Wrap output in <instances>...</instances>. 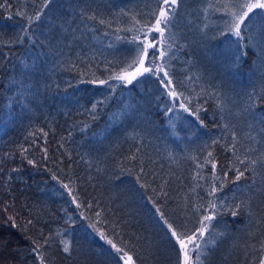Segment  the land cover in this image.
<instances>
[{"label": "trees", "instance_id": "obj_1", "mask_svg": "<svg viewBox=\"0 0 264 264\" xmlns=\"http://www.w3.org/2000/svg\"><path fill=\"white\" fill-rule=\"evenodd\" d=\"M225 2L182 0L170 28L171 49L155 60L166 63L178 91L192 100L190 108L199 106L197 119L182 109L165 115L172 100L148 73L130 85L110 79L134 59L137 45L130 41L152 22L160 0H52L23 42L27 20L15 13L33 15L44 0H0V264H34L32 241L43 244L47 237L51 247L42 251L48 264H122L101 232L135 264H182L183 253L156 207L179 231L199 227L207 213L197 208L213 199L207 194L211 164H204L209 152L216 174L228 175L216 193L221 215L205 234L202 264H259L264 166L233 183L235 172L228 169L235 158L223 146L235 132L238 154L264 157L256 131L261 125L253 119L264 113V64L254 54L264 42V21L249 24L252 47L234 63L235 37L220 34L230 20ZM19 81L29 85L24 96ZM97 101L103 103L93 112ZM249 147L255 150L246 152ZM240 201L233 217L229 205ZM61 239L70 242V255Z\"/></svg>", "mask_w": 264, "mask_h": 264}, {"label": "snow or ice", "instance_id": "obj_2", "mask_svg": "<svg viewBox=\"0 0 264 264\" xmlns=\"http://www.w3.org/2000/svg\"><path fill=\"white\" fill-rule=\"evenodd\" d=\"M52 0H44V3L40 9V11L36 12L33 15H27L26 13L17 11L15 14L22 16L27 20V26L22 29V35L20 37V42H23L24 37L28 34L31 26L34 23L40 21L41 16L44 14V9L48 7ZM182 0H160V6L151 13V23L142 24L136 31L139 35H134L132 37L131 43L137 45L135 52L136 55L132 62L128 64L127 68L120 74L115 75L114 77H110V79H116L121 82H126L127 84H131L133 80L137 79L138 76H143L145 73L150 74L151 76L156 77L159 82V85L163 88L164 93L172 100V106L167 108L165 111V115H168L173 112H177L179 109H182L183 112L189 113V115H195L197 119H199V106L193 110L190 108L192 100L185 96L182 91H178L177 86L174 85L173 80L170 78L168 71H166V63L155 64V60L157 58V54L161 61L164 60V57L167 55L168 51L171 49V32L170 28L174 21L176 8ZM256 9L261 10L260 12H255ZM222 11L225 16L230 17V20L226 21L225 29L220 33L221 35L231 34V36L235 37V40L232 42L236 46V51L232 54V61L238 62L241 57L247 58L248 50L252 47L251 41L252 37L247 36L246 33L249 27V24L252 23L255 19H259L264 21V0H226V2L222 5ZM252 14V15H250ZM81 16H84V13L81 12ZM11 18V15L9 16ZM88 19H95L94 16L87 17ZM133 19H135L133 17ZM101 23H105V21L101 20ZM139 23V21H137ZM243 26V27H242ZM205 27H207L205 25ZM75 31V29H72ZM128 31H133V29H128ZM203 31V29H202ZM168 32L169 35L166 36L165 33ZM152 33H158L159 37L153 36ZM117 39H121L117 36ZM224 43H229L225 41ZM152 49L151 53L149 50ZM58 51V50H57ZM255 55H259L261 63L264 64V42L259 47L258 52H254ZM39 59V57H37ZM190 79V78H189ZM90 83H95L96 81H89ZM99 84L103 85L107 83L105 80H99ZM19 87V92L21 96H24L28 93L29 85L25 84L23 81L16 82ZM19 99V97H17ZM103 101H97L92 104V111L95 112L98 104H102ZM95 119V117H93ZM254 120H257L261 127L256 130L257 135L260 136L261 140H264V113L253 116ZM203 124V121H201ZM47 136V133L44 134ZM248 138L255 141L256 136L252 135L250 131L248 133ZM217 143V141H213V144ZM239 143V138L235 132H232V143L230 145H224L226 151H229L234 156L235 160L231 162V166L228 171L235 172V180L233 183L240 181L241 177L245 176V173L251 171L253 175H255V170L257 164H261L264 166V157L260 159H253L248 155L241 156L238 154L237 144ZM255 149L249 147L246 149V152L254 151ZM23 151H27L24 149ZM45 156H47V152L45 150ZM208 157L204 161V164H211V169L213 175L211 177L212 183L207 189V194L210 197H213L207 205H200L197 208L199 212L200 208H204L207 214L202 215L199 220V227L195 230H192L190 233H186L184 231H179L172 223H170L165 214L156 207V213L159 214V219L162 222V225L166 227L168 233L172 238H175V242L179 245L181 252L183 253L182 264H202L201 258L208 255V245L209 241L205 239V234L209 232L210 228L215 225L212 224V221L216 219L217 216L221 215V207L216 203V193L218 191H222L225 183V178L228 175V172H225L223 177L219 174H216L217 164L215 162V158L212 156V153H208ZM130 159L135 160L136 157L133 155ZM29 164H32L33 161L31 159L28 160ZM245 165L243 168L237 166ZM198 167H202V165H198ZM15 171V169H13ZM140 172L144 173V168L141 166ZM197 177L203 179V176L198 172ZM197 177H193L196 179ZM55 179V177H53ZM139 175L137 179L139 180ZM219 181V184L216 182ZM166 183V182H165ZM199 186V185H197ZM63 187L69 190V195L72 196V202L76 203L77 208L81 207L79 203H77L78 197L72 195V190L69 189L67 184H64ZM140 187H145L144 184H141ZM163 187V186H162ZM251 187L250 185L248 186ZM195 190V189H193ZM237 190H242L241 186L238 185ZM163 195H167L166 192ZM244 201H240L234 205H229L232 208L231 215L233 217H237L239 215V210L241 206L244 204ZM91 206V205H89ZM155 207V205H154ZM8 209L5 208L4 211ZM82 215V214H81ZM97 216L100 215L99 212L96 213ZM8 221L11 223L12 227H19L15 222L14 216H8ZM27 223L31 224L32 221L29 220ZM95 229V225H91ZM99 231L98 229H96ZM57 235H62L61 233H57ZM101 239H105L107 244L111 246L112 249L115 250L117 254L118 261H122V264H135L133 257L129 255L128 251L125 250L124 247L118 246L112 239H108L104 233H100ZM51 237H47L44 239V243L41 244L39 241L33 240L31 248V253L33 257L34 264H48L45 256L46 253L42 251V249L47 245L51 247ZM214 243V242H213ZM60 244L63 246L62 251L67 254H71V245L70 242L66 239H61ZM203 244V247H202ZM191 246V248H190ZM0 247H4V245H0ZM260 250L262 254H264V242L260 245ZM196 252L195 257H193L190 253ZM259 264H264V258L259 260Z\"/></svg>", "mask_w": 264, "mask_h": 264}, {"label": "rangeland", "instance_id": "obj_3", "mask_svg": "<svg viewBox=\"0 0 264 264\" xmlns=\"http://www.w3.org/2000/svg\"><path fill=\"white\" fill-rule=\"evenodd\" d=\"M150 50H151V49H150ZM138 77H139V76H138ZM138 77H137V78H138ZM135 80H136V79H135ZM135 80H133L132 83H133ZM120 82H121V81H120ZM122 83L125 84V85H130V84H127L126 82H122ZM132 83H131V84H132ZM105 241H106V240H105ZM190 248H191V246H190ZM113 250H114V249H113ZM193 253H194V252H191L190 254L193 255Z\"/></svg>", "mask_w": 264, "mask_h": 264}]
</instances>
